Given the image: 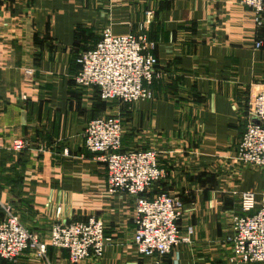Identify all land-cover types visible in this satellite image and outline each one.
<instances>
[{
	"label": "crops",
	"instance_id": "1",
	"mask_svg": "<svg viewBox=\"0 0 264 264\" xmlns=\"http://www.w3.org/2000/svg\"><path fill=\"white\" fill-rule=\"evenodd\" d=\"M148 11L145 32L158 60L153 98L102 104L94 88L74 83L79 54L106 27L136 32ZM262 89L264 26L238 0H0V220L11 205L47 242L53 223L93 217L109 244L100 258L77 264H153L157 257L140 255L133 242V197L107 191L104 164L83 145L88 121L113 114L122 149L157 151L165 175L151 194L178 195V224L193 227L191 242L161 264H264L234 262L225 240L239 193L253 191L257 205L264 194V167L235 159L249 99ZM0 264L70 263L48 245L44 257L26 250Z\"/></svg>",
	"mask_w": 264,
	"mask_h": 264
},
{
	"label": "built area",
	"instance_id": "2",
	"mask_svg": "<svg viewBox=\"0 0 264 264\" xmlns=\"http://www.w3.org/2000/svg\"><path fill=\"white\" fill-rule=\"evenodd\" d=\"M253 12L256 27L264 26V0H238ZM153 19L146 12L137 24V31L114 35L106 27L89 49L79 54V70L74 83L94 88L102 101L133 103L153 98L152 83L158 76L155 42L149 39L145 27ZM263 40L254 42L261 48ZM27 74L30 69L25 70ZM122 122L119 115L108 114L88 121L83 132V145L94 159L105 166L106 189L109 193L123 192L134 199L133 242L142 256L161 259L173 247L189 244L193 227L181 230L178 222L183 214V201L178 195L165 191L151 194L152 186L161 180L165 171L158 164L155 149H122ZM14 150H22L25 143L15 139ZM237 162L252 167H264V89L249 99V115L236 148ZM240 213L231 221V259L237 263H264V194L256 204L253 191L239 193ZM60 208H57L59 214ZM110 239L104 234L101 220L93 217L85 221L55 222L47 242L25 227L17 212L6 205L0 220V259L18 261L26 250L45 256L47 246L63 249L68 262L77 264L83 259L100 258Z\"/></svg>",
	"mask_w": 264,
	"mask_h": 264
},
{
	"label": "trees",
	"instance_id": "3",
	"mask_svg": "<svg viewBox=\"0 0 264 264\" xmlns=\"http://www.w3.org/2000/svg\"><path fill=\"white\" fill-rule=\"evenodd\" d=\"M97 92V91H96ZM97 97H98V100L99 101H101L102 102V104L104 103V104H106L107 102L106 101H102L100 98H99V95H98V93H97ZM153 187V186H152ZM1 260V259H0ZM4 261H6V260H4ZM7 262H9V261H7Z\"/></svg>",
	"mask_w": 264,
	"mask_h": 264
},
{
	"label": "rangeland",
	"instance_id": "4",
	"mask_svg": "<svg viewBox=\"0 0 264 264\" xmlns=\"http://www.w3.org/2000/svg\"><path fill=\"white\" fill-rule=\"evenodd\" d=\"M107 103H110V102H112V101H106Z\"/></svg>",
	"mask_w": 264,
	"mask_h": 264
}]
</instances>
